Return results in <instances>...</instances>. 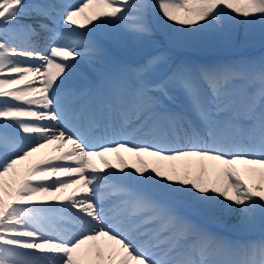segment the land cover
<instances>
[{"label": "snow or ice", "instance_id": "obj_1", "mask_svg": "<svg viewBox=\"0 0 264 264\" xmlns=\"http://www.w3.org/2000/svg\"><path fill=\"white\" fill-rule=\"evenodd\" d=\"M237 25L264 36V0H0V264H264V239L197 219L264 222V59L108 47Z\"/></svg>", "mask_w": 264, "mask_h": 264}, {"label": "bare ground", "instance_id": "obj_2", "mask_svg": "<svg viewBox=\"0 0 264 264\" xmlns=\"http://www.w3.org/2000/svg\"><path fill=\"white\" fill-rule=\"evenodd\" d=\"M78 2L79 0H72L73 4L78 3ZM229 35H230V42L226 45H217L205 38H193L186 45H178L174 43L169 44L164 39V36L159 32V30H155L154 36L152 38V42L150 44L144 45L139 50H136L134 46H130L128 48H122L115 44H109V45L111 46L110 51L112 55L114 57L115 55H117L118 59L115 60L117 64H124V63L126 64V62L128 61H133L134 60L133 58H140L139 60H142V59L144 60L147 56L144 57L143 54L151 50L154 46L156 47L155 48L156 51H158V49H160L161 46H165V47L172 48V49L174 48L176 50L179 47H181L179 51L186 52V53L194 52V56L196 58L194 64H208V63H216V62L235 61L236 60L235 56L230 55L231 52L228 51L232 47H237L236 49L238 50V52H242L244 54L251 53V52H253L252 54H254V49L260 45V42L264 41V36H262L259 32H256L253 35L246 38L243 25H237L235 30L229 29ZM157 43H160V46L156 45ZM219 48L227 49L229 55L227 54L223 55L221 53L218 54L216 50ZM203 50H207V51H203ZM252 54L245 55L246 56L245 59L252 58L253 57ZM81 71L87 77V79H84L85 83L94 82L93 79L97 75L94 72H92V70L87 66V64L83 62L81 66ZM100 83H101V80L98 77L96 84H100ZM111 159H113V162H115L114 158H111ZM129 162L131 163L132 161L129 160ZM237 216L238 214L234 213L231 216L224 217L222 224L224 228H226V230L224 229L225 231L223 232L221 231L217 233H220L222 235H227L232 239H240V240H245V241L247 240L259 241V240L264 239V222H262L259 217L257 218L256 226L253 230L249 232L238 233L232 229V225L235 224L237 221ZM205 217L207 219H211V218L213 219V217L210 214L205 215ZM208 229L210 231L215 232L213 229H210V228ZM254 232H260V234H257L256 236L258 238H248V235H243V234H251Z\"/></svg>", "mask_w": 264, "mask_h": 264}, {"label": "rangeland", "instance_id": "obj_3", "mask_svg": "<svg viewBox=\"0 0 264 264\" xmlns=\"http://www.w3.org/2000/svg\"><path fill=\"white\" fill-rule=\"evenodd\" d=\"M258 32V31H257ZM237 47H232L231 49H229L228 51H230L231 53H230V55H234L235 56V58H236V60H241V59H243V60H249V61H256V62H259V61H261V59H264V41L263 42H260V45L257 47V48H255L254 49V54H252L253 52H251V51H249V52H251V53H245V55H249V54H252V58H250V59H245L246 58V56L244 55L243 56V54H242V52H241V54H238V50L236 49ZM181 49V47H179V50ZM154 51H156V49H155V46L151 49V50H149L148 52H146L145 54H143V56L144 57H146V55H148L150 52H154ZM172 51V50H171ZM173 56L175 57V58H177V59H179L180 57H177V55L179 54V52L180 51H178V49L176 50V49H173ZM203 51H207V50H203ZM217 52H218V54L219 53H221V54H223V55H225V54H227V55H229V53H228V51H227V49H223V48H219V49H217L216 50ZM181 53V52H180ZM151 54V53H150ZM184 54V53H183ZM226 55V56H227ZM240 55V56H239ZM187 60H189V62H191L192 64L193 63H195V57H194V52H192V54H189L187 57ZM135 59H138V58H135Z\"/></svg>", "mask_w": 264, "mask_h": 264}]
</instances>
